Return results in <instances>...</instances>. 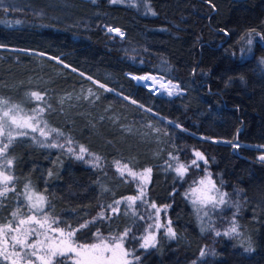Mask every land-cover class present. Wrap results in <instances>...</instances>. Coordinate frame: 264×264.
<instances>
[{
	"label": "trees",
	"instance_id": "obj_1",
	"mask_svg": "<svg viewBox=\"0 0 264 264\" xmlns=\"http://www.w3.org/2000/svg\"><path fill=\"white\" fill-rule=\"evenodd\" d=\"M148 75L184 93L151 94L131 78ZM32 91L45 100H30ZM0 98L25 112L40 104L49 128L64 133L57 142L73 141L61 149L16 138L6 153L14 161L9 188L15 191L0 197V226L25 207L29 184L46 196L45 211L59 227L87 224L75 233L77 242L129 229L124 247L131 264H264V161L258 159L264 154V0H144L138 6L0 0ZM75 126L96 134L100 147L77 137ZM80 145L93 155L78 160L68 153ZM196 151L208 163L199 161L178 178L168 163L175 166L172 157H178L188 165ZM117 160L135 172L152 169L146 202H124L139 189L120 176ZM209 173L228 194L236 236H217L214 216L202 230L190 204L193 181ZM117 200L113 213L108 205ZM153 203L161 209L158 221ZM168 221L175 238L155 227ZM148 232L156 247L143 249L140 238ZM239 239H246L244 249Z\"/></svg>",
	"mask_w": 264,
	"mask_h": 264
},
{
	"label": "snow or ice",
	"instance_id": "obj_2",
	"mask_svg": "<svg viewBox=\"0 0 264 264\" xmlns=\"http://www.w3.org/2000/svg\"><path fill=\"white\" fill-rule=\"evenodd\" d=\"M112 3H116L117 0H111ZM109 32L116 31L119 35L123 36V33L118 29H108ZM251 40L247 43L251 44ZM137 80H153L155 77H133ZM161 88L164 89L168 95H173L178 89L177 85L172 84L171 81L166 83L161 78ZM103 87V85H101ZM30 100L41 102L45 100L44 95L37 91H32L26 94ZM135 103V101H133ZM50 108L51 105H48ZM46 111L45 107L37 104L36 107L31 109L30 112H25L20 104L12 103L7 99L0 98V197L6 196L11 190L15 191V188H9V185L13 182V175L10 174L11 166L13 165V159L8 158L6 153L9 147L15 142L17 137L32 136V139L41 145L48 147L65 148V145H72L71 139H66L65 144L57 142V137H63L64 133L55 128H49L47 122L43 120V114ZM38 133V136L32 135ZM55 133V136H53ZM42 137L43 139H40ZM232 144V141H227ZM233 148H239V144H232ZM68 153L75 156L78 160L84 159V154L88 153V150L83 146H79L77 152L75 148L68 147ZM88 155H93L88 153ZM194 159L190 164L185 165L179 161L178 157H172L176 160L175 166L168 163V167L176 173V176L183 179L190 167L199 168V161H203L204 164L208 163L207 158L203 153L196 151L194 153ZM99 156H94L95 161H100ZM258 159L264 161V154H261ZM94 166H99L98 164ZM116 170L121 177L127 174L133 181L137 182L139 194L135 196H129L124 198V202H127L129 207L135 204L137 200L146 202V185L150 180V174L152 169L146 168L142 172L133 171L127 163L121 164L120 161H115ZM2 169H7L4 171ZM51 175V173H49ZM196 185L190 190V198L194 205H198L199 209L211 208L213 210L220 206L226 205L227 193L222 192L212 180L211 174H206L198 181H193ZM28 214L24 218L18 219V226L13 227L9 222L4 228L0 229V232L4 234V249L0 251V261H7L10 264H64V261L60 258L68 256L69 253L74 254L75 264H131L128 257L131 253L124 247V239L129 234V229H126L119 237L106 238L101 233H95V240L92 242H77L74 240L75 233L80 229L87 227V224H81L79 228L73 229L70 225L67 227V231L64 228L59 227L60 221L54 218L45 211L47 205V198L42 194L32 191L29 184L25 185ZM122 201L117 200L114 205H108V208L113 212L119 211V204ZM156 210L157 221L159 218L160 208L153 203L150 205ZM205 216L208 212L205 211ZM19 207L17 211L12 213V217L17 219L19 217ZM103 217V213L100 214ZM55 225V226H54ZM153 225H149L152 228ZM157 229L166 228V234L170 238H175L176 233L171 227V221L166 224L156 223ZM203 230V229H202ZM15 232L17 235H10L9 233ZM221 234L225 236H232L238 234V225L235 220L231 222L223 233L216 231V235ZM42 237V238H41ZM34 238V239H33ZM140 247L143 249L156 247L157 239L156 235L152 232L142 236ZM11 241L12 251H8V244ZM200 255H205L204 251H201ZM139 259V257H135Z\"/></svg>",
	"mask_w": 264,
	"mask_h": 264
},
{
	"label": "rangeland",
	"instance_id": "obj_3",
	"mask_svg": "<svg viewBox=\"0 0 264 264\" xmlns=\"http://www.w3.org/2000/svg\"><path fill=\"white\" fill-rule=\"evenodd\" d=\"M127 1L128 3L132 4V5H135V6H138L140 4L143 3L144 0H117V3L120 2H125ZM114 34H118L116 31L113 32ZM135 77V76H134ZM141 77H144V76H141ZM148 77H154V76H149ZM133 78V77H132ZM156 78V81L154 82L153 80L149 79V80H137V79H134V82L136 84H140L139 86L143 87L144 89H146L148 92H150L151 94L154 93V94H161L160 93V90L162 89L160 84H161V78H158V77H155ZM165 83L167 81L163 80ZM96 86L106 90V91H109L107 90L105 87H101L100 84L98 83H95L93 82ZM159 91V92H158ZM71 124V123H70ZM73 129H76L77 131L82 129L81 127H72ZM80 132V134H76L77 137H79L82 141H84L85 143H88L92 146H95V148H99L100 147V144H94L93 141L94 140V136L96 134H84L82 131H78ZM32 135H36L38 136V133L36 134H32ZM53 136H55V134H53ZM26 137H30L32 139V136H26ZM0 139H3V138H0ZM40 139H43L42 137H40ZM57 139V138H56ZM46 145V144H45ZM77 152L79 151V148H77L76 150ZM4 171H6L5 169H2ZM11 188V187H10ZM0 190H2V185H0ZM26 191H25V195H24V201L26 202L25 203V207L23 206H18L19 207V217L17 219H14L12 218V220L10 221L12 223V226L13 227H16L18 226V219L19 218H24L27 214H28V207H27V201L25 199V196H26ZM11 197L12 199L14 198V195L11 194ZM189 201H190V204L193 208V210L196 212V215H197V218H198V221L201 223V226H202V229L203 230H206L207 227L209 228L212 224L213 221H211V219L213 220V216L215 217V221H217L216 219H219L218 221V224L216 225V231H220L221 233H223L228 227H230L231 225V222L233 221V219L231 218L232 214L229 213L230 211H227L228 208L230 207V205L227 203L226 205H223V206H220L219 208L213 210L211 209L210 207L207 208V209H199L198 211V208L199 206L198 205H194L192 203V199L190 198V193H189ZM17 211V210H16ZM205 211L208 212V215L205 216ZM8 224V223H7ZM6 224V225H7ZM5 225L3 226H0V229L4 228ZM10 235H17V233L15 232H12V233H9V236ZM237 234H233L232 236H236ZM225 236V235H224ZM226 237H231V236H226ZM4 234L2 232H0V251H3L5 245H4ZM42 238V237H41ZM34 239V238H33ZM239 242V245L244 249L245 248V242H246V239H239L238 240ZM8 251L11 252L12 251V248H11V241H9V244H8ZM64 261V263H71V264H75V260H74V254L72 253H69L68 256L66 257H62L60 258ZM7 262V261H5ZM7 264H10V262H7Z\"/></svg>",
	"mask_w": 264,
	"mask_h": 264
},
{
	"label": "built area",
	"instance_id": "obj_4",
	"mask_svg": "<svg viewBox=\"0 0 264 264\" xmlns=\"http://www.w3.org/2000/svg\"><path fill=\"white\" fill-rule=\"evenodd\" d=\"M114 31H112V33H113ZM119 32H121V31H119ZM121 33H123V32H121ZM116 35V34H115ZM116 36H118L119 38H123V36H124V34H123V36H121V35H119V34H117ZM172 84H174V85H177V84H175V83H172ZM178 86V85H177ZM151 92V91H150ZM159 92V91H158ZM160 93H163V94H165L166 96H168V97H170V98H172V97H175L176 95H179V94H183L184 92L182 91V90H180V88H179V86H178V89L176 90V92L173 94V95H168L167 94V92L164 90V89H161L160 90ZM152 94H154V93H152Z\"/></svg>",
	"mask_w": 264,
	"mask_h": 264
},
{
	"label": "water",
	"instance_id": "obj_5",
	"mask_svg": "<svg viewBox=\"0 0 264 264\" xmlns=\"http://www.w3.org/2000/svg\"><path fill=\"white\" fill-rule=\"evenodd\" d=\"M86 1H93V0H86ZM132 78V77H131ZM133 79V78H132ZM134 80V79H133ZM137 85H140V84H137Z\"/></svg>",
	"mask_w": 264,
	"mask_h": 264
}]
</instances>
